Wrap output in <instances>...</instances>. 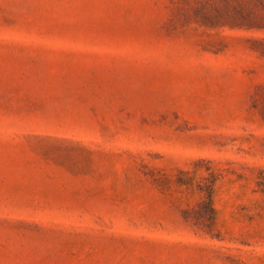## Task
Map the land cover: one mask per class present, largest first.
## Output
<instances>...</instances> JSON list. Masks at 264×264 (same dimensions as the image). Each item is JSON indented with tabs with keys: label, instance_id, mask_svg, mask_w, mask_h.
Returning <instances> with one entry per match:
<instances>
[{
	"label": "rangeland",
	"instance_id": "rangeland-1",
	"mask_svg": "<svg viewBox=\"0 0 264 264\" xmlns=\"http://www.w3.org/2000/svg\"><path fill=\"white\" fill-rule=\"evenodd\" d=\"M224 4L0 0V264H264V29Z\"/></svg>",
	"mask_w": 264,
	"mask_h": 264
},
{
	"label": "trees",
	"instance_id": "trees-1",
	"mask_svg": "<svg viewBox=\"0 0 264 264\" xmlns=\"http://www.w3.org/2000/svg\"><path fill=\"white\" fill-rule=\"evenodd\" d=\"M234 3L243 1L244 4L234 7L227 4L217 8L225 22L219 26L230 28L246 27L248 29H264V0H232ZM248 4V5H247Z\"/></svg>",
	"mask_w": 264,
	"mask_h": 264
}]
</instances>
